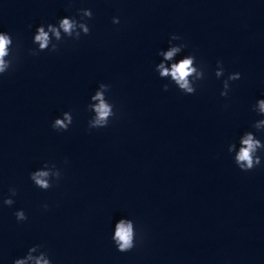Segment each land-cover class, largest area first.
I'll return each instance as SVG.
<instances>
[{"label": "clouds", "instance_id": "obj_1", "mask_svg": "<svg viewBox=\"0 0 264 264\" xmlns=\"http://www.w3.org/2000/svg\"><path fill=\"white\" fill-rule=\"evenodd\" d=\"M80 19L65 16L60 18L56 24H41L36 28L33 36V43L38 45L36 49H30L31 55H38L39 52L58 50V45L65 37L73 40H79L81 35H89L90 27L88 20L93 17L91 9H80ZM113 24H119V17H113ZM181 40L177 34H172L169 39V48L167 51H159L157 54L163 57V61L156 65V71L161 78L170 77L171 81L184 94L192 95L197 90V82L205 77V71L202 66H197L196 57L194 55H185L182 59L170 66H166L165 61H172L177 54L181 53L187 46L184 43L174 44L173 41ZM55 41V43L53 42ZM18 47V46H17ZM19 57L13 51V38L11 34L0 31V76H3L12 69ZM225 74L223 61H217L215 76L219 79ZM241 79V73L233 72L228 74L223 80V89L220 96L227 97L230 91V82ZM168 84L163 86L164 91L168 90ZM110 86L100 83L98 89L90 97L88 110L93 116L88 121L89 129L105 128L109 125L110 120L116 116L114 105L106 98V93ZM253 111L264 117V99H258L253 105ZM73 123L71 112H64L61 117H57L52 122L51 127L56 131H67ZM257 131H264V118L255 121L252 125ZM264 150V142L256 137L251 131L244 132L239 139V148L235 143L228 145V152L234 153V162L236 166L244 172H249L260 166L262 163L261 156L258 152ZM62 173L54 163L45 162L43 166L29 174L30 180L36 187L41 190H48L55 186L61 179ZM17 195L15 187L9 188V196L2 200L3 206L11 207L15 200L13 197ZM43 207L47 209L48 205ZM18 222L27 221L28 216L23 209L14 213ZM112 242L119 252H129L137 244V230L135 222L130 218H121L115 223L114 231L111 236ZM42 246L37 244L30 247L27 253L16 258L13 264H52V260L48 253L41 250Z\"/></svg>", "mask_w": 264, "mask_h": 264}]
</instances>
